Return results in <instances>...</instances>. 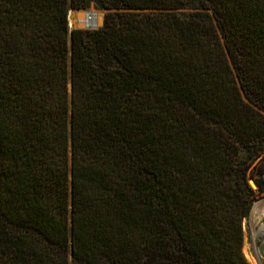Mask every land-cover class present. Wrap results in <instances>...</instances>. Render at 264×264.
<instances>
[{
	"label": "trees",
	"instance_id": "1",
	"mask_svg": "<svg viewBox=\"0 0 264 264\" xmlns=\"http://www.w3.org/2000/svg\"><path fill=\"white\" fill-rule=\"evenodd\" d=\"M263 191L264 0H0V264H251Z\"/></svg>",
	"mask_w": 264,
	"mask_h": 264
},
{
	"label": "bare ground",
	"instance_id": "2",
	"mask_svg": "<svg viewBox=\"0 0 264 264\" xmlns=\"http://www.w3.org/2000/svg\"><path fill=\"white\" fill-rule=\"evenodd\" d=\"M69 18L70 21L73 22V19L71 17ZM101 20H102V14L97 10H92L91 12L79 11L76 13L74 23L78 26H87V27L92 25L98 26L100 25ZM260 214H264V200L258 201L253 210L254 217L252 218V224H251L253 240L263 231L264 225L259 222ZM258 224L259 226L256 227ZM242 251L244 252V256L246 257L248 262H250L251 264H264V261L259 251L255 247L254 243L250 247H248V245L247 246L244 245Z\"/></svg>",
	"mask_w": 264,
	"mask_h": 264
},
{
	"label": "rangeland",
	"instance_id": "3",
	"mask_svg": "<svg viewBox=\"0 0 264 264\" xmlns=\"http://www.w3.org/2000/svg\"><path fill=\"white\" fill-rule=\"evenodd\" d=\"M88 10H97V11L101 12L102 20H101L100 25L96 26V28L101 27L102 24H103L104 15L106 13V10L100 8L94 2H92V3L89 4V7L86 8V9H70L68 11L67 21H68L69 29H72V28L90 29L87 26H78V25H76L74 23V19H75V16H76L77 12H79V11H88ZM72 15H73L74 18L72 17ZM69 17H71L73 19V22L70 21ZM249 183L254 189L257 188V185L255 184V182H253V180H250ZM260 200H264V191L259 194L258 198L255 201H260ZM260 223L264 225V217H263V219L261 220ZM258 226H259V224L256 227H258ZM253 243H254L255 247L257 248V250L259 251V253H260V255H261V257H262V259L264 261V226H263L262 233L260 235L256 236L255 239L253 240V238H252V228H251V225L249 223V220L246 219L245 221H243V242H242V248H243L244 245L245 246L248 245V247H250ZM243 254H244V252H243Z\"/></svg>",
	"mask_w": 264,
	"mask_h": 264
},
{
	"label": "built area",
	"instance_id": "4",
	"mask_svg": "<svg viewBox=\"0 0 264 264\" xmlns=\"http://www.w3.org/2000/svg\"><path fill=\"white\" fill-rule=\"evenodd\" d=\"M92 10H88L87 12H91ZM90 29H94V28H96V26L95 25H92V26H88ZM258 201H254L253 202V204H252V206H251V209H250V211H249V214H248V217L246 218V219H248L249 220V223H250V225L252 224V218L254 217V215H253V210H254V207H255V205H256V203H257ZM263 217H264V214H260V218H259V222H261V220L263 219ZM245 219V220H246ZM244 220V221H245Z\"/></svg>",
	"mask_w": 264,
	"mask_h": 264
},
{
	"label": "water",
	"instance_id": "5",
	"mask_svg": "<svg viewBox=\"0 0 264 264\" xmlns=\"http://www.w3.org/2000/svg\"><path fill=\"white\" fill-rule=\"evenodd\" d=\"M250 180H253V179L249 178V181H250ZM253 181H254V180H253ZM254 182H255V181H254ZM255 184H256V183H255Z\"/></svg>",
	"mask_w": 264,
	"mask_h": 264
}]
</instances>
